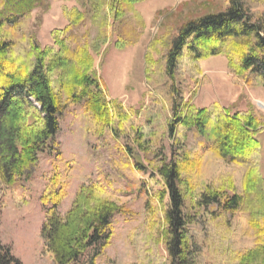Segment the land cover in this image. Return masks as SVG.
Wrapping results in <instances>:
<instances>
[{
    "label": "trees",
    "instance_id": "obj_1",
    "mask_svg": "<svg viewBox=\"0 0 264 264\" xmlns=\"http://www.w3.org/2000/svg\"><path fill=\"white\" fill-rule=\"evenodd\" d=\"M43 1L48 0H0V220L6 195L36 172L39 155L48 152L55 159L41 197L46 211L41 230L45 253L57 264H74L94 246L109 242L111 220L122 204L102 181L82 184L68 211L57 210L67 196L71 175V163L56 140L61 116L70 106L86 101L98 123L111 126L118 137L133 136L149 162L151 181L163 185L154 186L156 195L145 204V221L139 230L145 240L144 258L150 264L159 259L153 254L159 242H164L169 254L167 264H206L208 247L216 255L215 264H264L260 118L253 112L233 114L214 105L194 113L190 107V114L183 112L181 120L171 122L173 131L178 126H194L203 132L200 158L214 159L201 168L200 183L191 187L182 168L194 152L185 141L177 140L168 156L162 145L153 143V132L146 125L126 128L123 120L114 122L109 116L92 53L96 45L82 30L89 16L96 20L99 10L105 17V1L89 0L91 6L84 12L72 9L70 24L55 30L54 44L44 48L20 24ZM228 3L225 10L183 24L173 37L164 66L172 97L183 100L177 75L186 55L200 73V60L224 54L235 73L264 85V9H260L264 0ZM184 188L193 193L195 213L185 207ZM193 223L199 227L192 228ZM0 264H22L1 239ZM138 264H143L141 258Z\"/></svg>",
    "mask_w": 264,
    "mask_h": 264
},
{
    "label": "rangeland",
    "instance_id": "obj_2",
    "mask_svg": "<svg viewBox=\"0 0 264 264\" xmlns=\"http://www.w3.org/2000/svg\"><path fill=\"white\" fill-rule=\"evenodd\" d=\"M101 1L96 0V3ZM103 1L105 17H101L99 10L96 20L89 16L82 30L96 45L97 50L92 53L111 119L114 122L123 120L126 128L137 123L146 125L153 132V143L162 145L168 156L177 140L185 141L194 155L186 159L182 175L192 187L203 179L201 168L214 159L208 155L200 158L206 137L203 132L194 126H178L177 131H173L170 123L181 120L183 112L188 113L190 107L193 113L214 105L233 114L253 112L262 122L257 137L262 144L261 173L264 175V85L247 81L235 73L224 54L200 60V73L188 55L182 58L177 83L183 91V100L177 95L171 96L169 79L164 75L167 50L181 26L202 15L225 10L228 0ZM90 6L89 0L43 1L22 19L21 29L34 35L44 48L54 44L55 30L70 24L72 9L84 12ZM62 93L66 99V91ZM117 105L123 109L124 117ZM56 140L63 157L71 163L67 196L57 209L61 214L68 211L78 188L92 180L105 183L122 204L121 211L111 220L113 233L109 242L94 246L74 264H138L140 258L143 264H150V259L144 258L145 240L139 230L145 221V204L156 195L153 188L163 185L151 181L149 162L142 147L136 145L133 136L118 137L111 126L98 123L94 114L87 110L86 101L65 110ZM54 157L48 152L40 154L36 172L4 198L0 239L10 246L22 264H57L54 257L45 253L41 238L46 219L41 197L46 176L53 169ZM192 194L187 192L185 207L195 213ZM198 227L192 224V228ZM211 251L209 247L205 251L206 264H215L216 255ZM153 254L159 257L156 264L169 262L164 242L156 244Z\"/></svg>",
    "mask_w": 264,
    "mask_h": 264
}]
</instances>
